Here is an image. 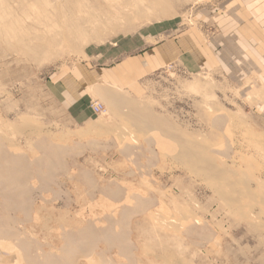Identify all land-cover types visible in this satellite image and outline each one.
I'll list each match as a JSON object with an SVG mask.
<instances>
[{
    "label": "rangeland",
    "instance_id": "obj_1",
    "mask_svg": "<svg viewBox=\"0 0 264 264\" xmlns=\"http://www.w3.org/2000/svg\"><path fill=\"white\" fill-rule=\"evenodd\" d=\"M85 1L82 12L69 6L90 20L87 40L74 33L77 48L63 41L43 61L15 40L42 26L44 12L11 0L13 17L1 16L10 34L0 40V264H264V117L246 101L249 86L219 66L149 69L142 54L188 30L207 45L214 31L202 18L224 12L226 0H168L160 19L147 2ZM113 67V82L82 90L92 99L75 108L88 117L57 98L60 76ZM195 79L199 92L189 88ZM97 86L146 109L150 131L129 123L125 101L115 112ZM193 139L200 160L180 152Z\"/></svg>",
    "mask_w": 264,
    "mask_h": 264
},
{
    "label": "crops",
    "instance_id": "obj_2",
    "mask_svg": "<svg viewBox=\"0 0 264 264\" xmlns=\"http://www.w3.org/2000/svg\"><path fill=\"white\" fill-rule=\"evenodd\" d=\"M222 8L224 12L204 14L202 18L214 31L207 45L201 46L203 43L199 44L190 30L171 35L145 49L142 54L148 62L146 66L157 69L181 64L191 72L214 66L224 68L237 77V83L249 86L246 101L264 117V0H226ZM111 69L90 71L82 68L60 76L56 84L57 98L72 116L88 117V108H75L88 105L92 99L91 92L82 90L113 82L119 71L116 67ZM101 89L106 88L97 86V95H101Z\"/></svg>",
    "mask_w": 264,
    "mask_h": 264
},
{
    "label": "bare ground",
    "instance_id": "obj_3",
    "mask_svg": "<svg viewBox=\"0 0 264 264\" xmlns=\"http://www.w3.org/2000/svg\"><path fill=\"white\" fill-rule=\"evenodd\" d=\"M10 1L11 0H0V24H1V16L3 17L4 14L10 15L12 16V12L15 11L12 9L11 5H10ZM17 4L19 9L22 10L23 12L26 11V8L29 9V7L33 6L37 9H41L44 12L42 19V26L36 27V26H32L33 29L35 31H33L30 27L29 29L33 31V34L28 36V39H23V38H16L15 40V44L18 45L20 48H22L25 52H27V54L30 55V57H32L33 59H37L38 61H43V60H47L49 58H51L52 56H55V54H57L56 52V48L58 45H60L63 41H68L71 42V44L77 48V43L73 40V36L74 33H78L80 34V39L85 41L87 40L86 37L88 36V33L86 31H84V28H86V23L89 22L90 20L87 19H83L81 16L76 18L74 13L78 10L82 12V7L83 8H87L85 7L86 5H83L86 1L85 0H17ZM92 0H87V2H91ZM127 1V0H126ZM132 2V4L134 5V7H139L141 9V4H145L146 2L148 3V7L159 11L158 13V17L157 18H161V17H166L169 15L170 13V2L168 0H129ZM128 2V1H127ZM73 3H77V4H81L80 8L79 7H70V4ZM88 3V4H89ZM122 3V2H121ZM91 4V3H90ZM89 4V5H90ZM79 6V5H78ZM89 8V7H88ZM88 8L86 10H88ZM17 9V10H19ZM80 9V10H79ZM138 9L139 11L137 13L139 14H145L142 10ZM36 10V9H35ZM85 10V9H83ZM90 10V9H89ZM148 13V12H147ZM79 16V13H77ZM14 19V18H11ZM4 23V22H3ZM10 23V22H9ZM1 24L0 25V40L3 41L5 39H7V37L9 36L10 32L8 29V24ZM62 23H65L64 25H61ZM111 27V26H110ZM113 29V28H111ZM102 29H97L96 32H94L93 35H97L99 33H102ZM90 35V34H89ZM89 38V37H88ZM13 39H15V35L13 37ZM204 81L202 80H198L195 79L194 81L189 83V88L191 90H196V92H199V90H202V88L205 86V84L203 83ZM198 90V91H197ZM204 92V91H203ZM100 94L103 95L108 102H110L111 107L113 108V110L115 112H119V107L121 106V103L123 101H125L129 106H131L132 108H134V112L133 115L134 116H128L129 119L128 121H130L129 123H131L133 126H137V128L139 130L143 132H145V130H149L148 129L151 126V123L147 120L148 118V114L145 112L146 109L140 108V105H137L133 102L128 101L127 99L121 98L119 96H114L112 93H110L108 90H100ZM142 107V106H141ZM143 109V110H142ZM148 111V110H147ZM149 112V111H148ZM135 113V114H134ZM132 114V111H131ZM129 115V114H128ZM140 115V116H139ZM127 119V118H126ZM157 121V120H156ZM159 124V123H158ZM104 125L103 124H95L92 125V129H101ZM154 126V125H153ZM91 129V130H92ZM135 129V128H134ZM154 130V128L152 129ZM151 130V131H152ZM125 131H127L125 129ZM136 131L138 132V130L136 129ZM146 131V132H147ZM155 131V130H154ZM129 132V131H128ZM160 132V131H159ZM122 134V133H121ZM157 134V133H156ZM126 135V134H125ZM128 135V134H127ZM155 135V134H154ZM161 135V134H159ZM123 136V135H122ZM144 136V135H143ZM164 135H162L163 137ZM158 139H160L157 136ZM156 138V139H157ZM169 140H171L170 138H167ZM197 140V139H196ZM158 142V140H156ZM166 141V138L165 140ZM173 142V140H171ZM178 141V140H177ZM183 142V140H181ZM192 143L190 144L191 146L188 147L185 146L184 144H177L179 146V149L181 150L180 152L183 154H181L180 152H178V154L180 153L182 156L186 157V155H188V157L191 156V153L194 152L195 147H198V141L196 142L194 139L190 140ZM171 142V143H172ZM175 142V141H174ZM180 142V141H179ZM181 143V142H180ZM190 143V142H189ZM159 144L160 146L164 145L165 143L162 142V140H159ZM124 145V144H123ZM176 144L174 143V146ZM171 146V145H170ZM167 147L168 149L172 150L171 148ZM176 146V147H178ZM175 147V148H176ZM205 148V147H204ZM209 149V147H206L205 149ZM177 149V148H176ZM175 149V150H176ZM198 149V148H197ZM207 149V150H208ZM174 150V149H173ZM191 150V151H190ZM175 152V151H174ZM173 152V154H174ZM195 152H198L195 150ZM172 153V152H171ZM177 154V153H176ZM179 154V155H180ZM190 154V155H189ZM198 153H193L192 157L190 158H194V160L197 158V160L201 157V154L197 155ZM197 155V156H196ZM187 158V157H186ZM189 158V159H190ZM188 159V158H187ZM60 160V159H59ZM191 160V159H190ZM208 160V159H207ZM189 161V160H188ZM203 161V159L201 160V162ZM206 161V160H205ZM205 161H203L202 163L205 164ZM209 161V160H208ZM193 162V161H192ZM197 162V161H195ZM200 162V161H199ZM188 163V162H187ZM190 163V162H189ZM201 163V164H202ZM207 164H209L208 162H206ZM199 164V163H198ZM192 166V164H191ZM204 166V168H205ZM211 168V167H210ZM213 168V167H212ZM38 169V168H37ZM202 170V169H201ZM215 170V169H214ZM217 170V169H216ZM226 193V192H225ZM231 195V194H230ZM233 196V194H232ZM264 201V199H262ZM231 201V200H230ZM262 201V202H263ZM32 208V207H31ZM133 214V213H132ZM158 215V214H157ZM4 216V215H3ZM129 216V215H128ZM147 216V215H146ZM192 216V215H191ZM160 217V215H159ZM158 217V218H159ZM153 218V217H152ZM157 218V217H156ZM190 218V217H189ZM154 219V218H153ZM160 219V218H159ZM15 220V219H14ZM156 220V219H155ZM157 221V220H156ZM158 222V221H157ZM160 222V221H159ZM158 222V223H159ZM165 221H163L164 223ZM140 223V222H139ZM171 223V222H170ZM175 223V221H174ZM158 228V227H157ZM177 229V228H176ZM72 230V229H71ZM121 238V237H120ZM119 238V239H120ZM128 238V237H127ZM108 239V238H107ZM115 240V239H114ZM117 241V240H116ZM112 242V241H111ZM123 242V241H122ZM6 243V242H5ZM115 243V242H114ZM121 243V242H120ZM3 244V243H2ZM15 244V243H14ZM33 245V244H32ZM4 248V247H3ZM148 248V247H147ZM11 249V248H7ZM145 249V248H144ZM166 249V248H165ZM14 250V248H13ZM17 250V249H16ZM56 250V249H55ZM147 250V249H146ZM149 250V248H148ZM15 251V250H14ZM144 251V250H143ZM151 251V250H150ZM10 252V251H9ZM12 252V251H11ZM55 252V251H54ZM146 254V253H145ZM153 254V253H152ZM168 254V253H166ZM149 255V254H148ZM155 255V253H154ZM157 256V255H156ZM167 256V255H166ZM9 257V256H8ZM163 258V257H162ZM168 258V257H167ZM1 259V257H0ZM13 259V258H12ZM16 259V258H15ZM23 259V258H22ZM17 260V259H16ZM93 260V259H92ZM110 260V259H109ZM167 260V259H166ZM19 261V260H18ZM170 261V260H169ZM93 262V261H91ZM174 263V262H173ZM17 264V263H16Z\"/></svg>",
    "mask_w": 264,
    "mask_h": 264
},
{
    "label": "built area",
    "instance_id": "obj_4",
    "mask_svg": "<svg viewBox=\"0 0 264 264\" xmlns=\"http://www.w3.org/2000/svg\"><path fill=\"white\" fill-rule=\"evenodd\" d=\"M91 107L96 114H101L104 112V105L101 102H92Z\"/></svg>",
    "mask_w": 264,
    "mask_h": 264
}]
</instances>
